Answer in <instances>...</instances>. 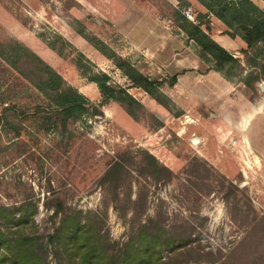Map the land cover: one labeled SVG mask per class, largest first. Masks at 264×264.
Listing matches in <instances>:
<instances>
[{"label": "rangeland", "instance_id": "obj_1", "mask_svg": "<svg viewBox=\"0 0 264 264\" xmlns=\"http://www.w3.org/2000/svg\"><path fill=\"white\" fill-rule=\"evenodd\" d=\"M184 1L0 0V47L18 42L92 102L98 90L74 65L81 53L144 108L133 120L111 102L101 108L102 117L72 123L64 137L29 129L36 144L32 139L0 152V205L16 210L25 198L37 200L39 231L52 227L43 205L53 198L83 211H103L109 237L118 242L127 237L132 217L143 221L159 213L165 229L184 237L186 246L176 251L182 256L164 253L177 264H264V80L252 96L237 78L228 82L208 70L176 27L173 10L190 21L201 15L202 28L236 58L242 44L196 1ZM251 1L264 12L263 0ZM61 40L71 46L62 54ZM97 42L152 80L177 75L174 86L160 88L168 108L130 87L94 47ZM6 77L0 66V84ZM17 86L22 95L14 101L31 106L35 91L26 82ZM9 144L2 140L0 147ZM140 151L170 172L168 181L139 175ZM118 155L127 160L129 174L117 189L116 211L114 186L101 178Z\"/></svg>", "mask_w": 264, "mask_h": 264}, {"label": "trees", "instance_id": "obj_2", "mask_svg": "<svg viewBox=\"0 0 264 264\" xmlns=\"http://www.w3.org/2000/svg\"><path fill=\"white\" fill-rule=\"evenodd\" d=\"M179 1L185 3L184 0ZM194 1L205 10V15L224 28V34L241 42L240 58L234 57L210 37L208 27L202 28L201 15L190 21L175 9L176 27L193 44L196 57L208 70L220 73L228 82L237 78L246 93L253 96L256 83L264 80V12L251 0ZM80 34L83 35L82 32ZM97 44L94 43V47L111 60L129 81L130 87L168 108V100L160 88L164 83L170 88L174 86L177 75L167 81L152 80L128 59L112 51L107 52L105 47L99 48ZM49 46L55 48L53 42ZM65 46L71 47L61 40L60 54ZM0 61L3 72L7 73L5 81L0 84V88L4 86L0 89V143L2 140L10 143L5 149L0 147V152L15 144H27L32 139L36 144L37 138L30 135L29 129L35 130L36 134L55 133L64 137L72 123L102 117L101 108L111 102L122 107L133 120L136 119V111L144 110L126 89L114 83L107 74L94 71V65L81 53L74 65L86 82L96 86L100 96L97 104L67 85L58 73L16 41L9 40L1 45ZM25 64L29 65L27 70L23 69ZM19 82H26L35 91L36 99L29 107H20L14 101L22 95L21 89H16ZM157 125L160 128L162 123L157 121ZM139 157L140 176L154 183L169 180L170 172L151 154L140 151ZM124 161L127 162L121 156H115L101 178L102 184L114 186L111 201L116 211L120 202L117 189L121 186L123 175L129 174ZM127 201L131 202L128 198ZM43 206L46 212H50L48 218L52 222L51 229L46 231H39L35 222L37 200L25 198L16 210L0 205V264H177L171 257L165 258L164 253L182 256L183 253L176 251L186 246L184 237L180 238L179 234L164 228L159 213L147 216L143 221L137 216L132 217L128 222L127 237L118 242L109 237L103 211L72 208L59 198L46 201ZM121 214L124 218V211Z\"/></svg>", "mask_w": 264, "mask_h": 264}, {"label": "crops", "instance_id": "obj_3", "mask_svg": "<svg viewBox=\"0 0 264 264\" xmlns=\"http://www.w3.org/2000/svg\"><path fill=\"white\" fill-rule=\"evenodd\" d=\"M88 84H90V85H92V86H95L93 83H88ZM96 87V86H95ZM98 99H100V96H99V94H97L96 95V97H95V99L92 101V102H98ZM250 116L251 114H246L245 116ZM244 116V117H245ZM242 128V127H241Z\"/></svg>", "mask_w": 264, "mask_h": 264}]
</instances>
